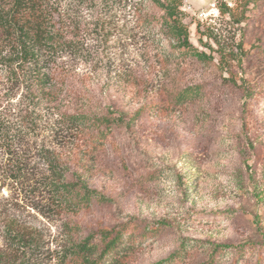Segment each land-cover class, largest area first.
Wrapping results in <instances>:
<instances>
[{
  "label": "rangeland",
  "instance_id": "obj_1",
  "mask_svg": "<svg viewBox=\"0 0 264 264\" xmlns=\"http://www.w3.org/2000/svg\"><path fill=\"white\" fill-rule=\"evenodd\" d=\"M61 4L106 25L79 33L83 51L51 69L40 97L0 68V264H56L120 232L118 264H264V0H183L211 63L169 55L142 0ZM73 114L121 125L92 144L64 124ZM49 162L93 202L54 203ZM223 245L234 248L213 252Z\"/></svg>",
  "mask_w": 264,
  "mask_h": 264
},
{
  "label": "trees",
  "instance_id": "obj_2",
  "mask_svg": "<svg viewBox=\"0 0 264 264\" xmlns=\"http://www.w3.org/2000/svg\"><path fill=\"white\" fill-rule=\"evenodd\" d=\"M96 1L100 0H82L88 5H93ZM142 2L143 8L147 10L144 25L148 30L154 29L156 34L167 42L169 55L181 59H195L198 62L214 61L211 56L199 51L191 43L189 28L181 19L183 0ZM61 3L62 0H0V43L4 47L0 52V68L10 79L15 77L21 85L26 84L28 90L33 91L37 97L43 95L50 87L51 69L58 64H64L62 60L66 56L81 54L83 51L84 38L80 37L79 33L89 27L100 26L103 29L106 25V21L101 22L99 18L86 25L78 22L71 17L69 8L62 7ZM98 3L94 5L95 8H98ZM196 94L191 88L184 90L174 97V102H186L195 98ZM64 124L77 136L92 132V144L104 145L110 136L109 133L114 127L120 126L121 122L110 121L107 115L104 118L73 114L65 116ZM9 131L7 127L0 125V141L5 140ZM47 167L54 203L80 210L93 202L95 195L84 183L77 184L69 180L65 171L54 162H49ZM112 234L113 232H106L102 239L107 240ZM123 240V233H117L112 241L101 248L96 246L94 239L90 237L79 247L69 249L56 264H118L116 257ZM232 248L234 247L229 245L216 246L213 252Z\"/></svg>",
  "mask_w": 264,
  "mask_h": 264
}]
</instances>
